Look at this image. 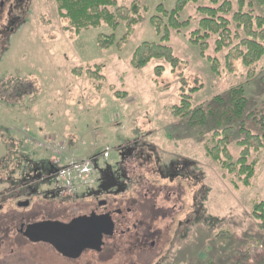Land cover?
Returning <instances> with one entry per match:
<instances>
[{"label": "rangeland", "instance_id": "obj_1", "mask_svg": "<svg viewBox=\"0 0 264 264\" xmlns=\"http://www.w3.org/2000/svg\"><path fill=\"white\" fill-rule=\"evenodd\" d=\"M115 2L111 12L137 2L143 18L119 45L123 22L115 30L101 24L75 35L65 30L67 23L58 17L55 0L15 2L11 23L5 15L9 0H0V264H264V227L252 217V205L264 200V137L262 148L248 159L255 163L248 187L237 171L226 172L206 155V148L217 141L213 134L227 127H232V162L241 151V124L264 136L252 120V114L264 116V55L251 72L236 61L235 71L229 73L224 67L228 50L216 53L212 37L201 56L190 41L202 18L196 9L208 5L199 1L180 12L179 20H189L188 26L170 30L166 45L180 60L176 69L152 60L136 70L131 65L134 49L142 42L159 43L150 17L158 5L170 10L176 0ZM231 3L228 19L238 9L237 0ZM252 4L254 15L264 14ZM231 29L235 30L233 23ZM99 34H113L114 44L100 49ZM208 57L218 61V74L211 71ZM158 65L164 67L159 77L153 72ZM86 71L101 78L88 77ZM180 75L186 92L199 88L191 94V104L209 112L204 125L190 127L169 111L179 101ZM14 79L30 82L33 93L5 95ZM231 89L241 90L245 107L240 117L226 123ZM127 151L142 152L139 161L136 156L124 160L131 174L129 189L105 197L109 207L123 209L127 232L120 229L100 251H87L75 261L61 258L47 245H27L17 237L19 217L10 218L17 208L10 206L12 202L3 205L6 197L17 201L26 183L34 191L56 190V169L67 171L64 167L70 164L89 161L95 182L81 188L92 191L108 173L121 183L118 169ZM174 163L187 165V178L167 176ZM108 188L113 193L124 187ZM32 200V222L51 214L66 220L86 209L78 200L64 205L41 195Z\"/></svg>", "mask_w": 264, "mask_h": 264}, {"label": "trees", "instance_id": "obj_2", "mask_svg": "<svg viewBox=\"0 0 264 264\" xmlns=\"http://www.w3.org/2000/svg\"><path fill=\"white\" fill-rule=\"evenodd\" d=\"M199 1H207L208 5L197 7L196 11L202 15L198 22V29L192 33L190 39L193 45L199 47L200 55L204 56L207 49V41L216 37L214 41V51L219 53L227 49L224 55V67L229 73L235 71V62L240 63L250 70L255 68L264 55V14L254 15L252 1L264 10V0H237L238 9L232 14L231 19L227 15L232 10L231 0H176L174 7L166 10L162 5L156 7V15L150 17V24L159 36V43L142 42L132 53L131 65L134 69L144 68L150 61H163L172 70L180 64V60L174 56L172 49L166 44L169 41L170 30L178 31L186 27L189 20L180 21V12L189 4ZM58 17L66 21L65 30L77 35L82 30L89 28H99L101 24L115 30L119 22L125 26V34L120 39L118 45L124 43L131 34L135 25L141 23L143 18L140 14V6L137 2L131 3L129 7H117L113 12L109 9L116 7L115 0H55ZM248 11H244V8ZM231 23L235 25L232 31ZM241 33V35H240ZM234 41H237L234 44ZM115 42L114 35L99 34L96 44L100 49H107ZM210 62L211 71L218 74L219 63L216 59L207 58ZM73 72H76L73 70ZM159 77L164 72V67L158 65L153 70ZM88 77L100 79L98 73L86 71ZM79 74V73H76ZM181 90L177 104L170 106L169 111L173 117L186 119L190 127L204 125L207 122L203 105L193 106L191 104V94L196 93L199 88H189L185 91L186 82L180 75ZM5 89V95L13 94L17 97L33 93L30 82L14 79L10 80ZM30 83V84H28ZM230 109L226 123L230 122L231 117H240L245 107V99L241 95V90L231 89L228 95ZM249 117V115H248ZM254 123L260 125V130L264 133V116L258 119L252 114ZM242 139L237 142L241 148L238 158L232 162V156L228 150L232 127L224 128L219 133H214L217 137L215 146L206 148V155L216 162L228 173L237 171L238 175L243 176L242 184L248 187L254 174V162L248 163L252 151L256 152L263 146V135L254 134L241 124L239 128ZM252 217L264 227V200L255 202L252 205Z\"/></svg>", "mask_w": 264, "mask_h": 264}, {"label": "flooded vegetation", "instance_id": "obj_3", "mask_svg": "<svg viewBox=\"0 0 264 264\" xmlns=\"http://www.w3.org/2000/svg\"><path fill=\"white\" fill-rule=\"evenodd\" d=\"M20 2L22 0H9V4H8V10L6 12V20L9 21L10 20V23H11V19L9 17L12 16V12H14L15 8H16V4L15 2ZM2 5V4H1ZM134 153V152H132ZM131 152L127 151L125 153V156L123 158V160L121 161V163L119 164V174H120V177H121V183L120 181H116V178L112 176V174H106V175H103L102 176V179L104 180L103 182L100 181L99 183H97V186H95L92 191H86L85 189L83 188H80L78 189L76 192H74L73 194H64V193H60V192H57L56 190L52 189V191H37V190H33V188L29 185L27 186V183L22 185L21 187V190L19 192H17V194H19V198H17V201H13L12 200V196L9 195V197H6L4 199V204H8L12 202V205L10 206H13L15 205V208L16 209H13L15 211H13L12 215H10V218H17L19 217L18 219V229H17V237L22 239L27 245H32V244H43V245H47L48 247H50L52 250H54L50 245L48 244H44V243H32L30 242L26 237H24L23 233L25 231V228L30 225V224H33V223H38V222H42V221H57V222H60V223H63V224H67L69 223L71 220L77 218V217H81V216H89L91 214H94V215H97V216H103V215H106V214H110L112 213L114 210H120L122 211L123 209H120L118 206H116V208H112L111 206L109 207V199L107 200L105 197L106 196H110V195H113V196H116V195H120V193H127L128 189H129V184H130V179H129V173L125 171L124 169V163L126 161V159H132L134 156L135 157V160H140L141 158V151H135L134 154H132ZM127 157V158H126ZM126 158V159H125ZM134 159V158H133ZM182 166H178L176 163H174L173 165H171L168 169V173H167V176L170 177V178H174V179H182V178H187L188 177V171H187V165L186 164H181ZM51 168H52V165H51ZM52 172H53V169H52ZM158 172H159V175H162L161 174V171L158 169ZM129 175V176H128ZM124 177L127 179L126 181H124ZM111 186H114L118 189H121L122 187H124L121 191H118V192H110V188L108 187H111ZM113 188V187H112ZM111 188V189H112ZM8 192V191H6ZM43 196L44 199L48 202H59L60 204L64 205L63 202H66L67 204H70V203H74V202H77L76 200L78 201H81L82 204H84L83 206L86 208L84 210V212L82 213H78V214H70V216L68 217V219L64 220V219H58V218H54L51 215H48V217L46 216H42L40 218V220H36V221H33L32 222V218L36 215L33 214V210H29V206L32 204V199L34 198V196ZM144 195V194H143ZM145 196H147V193H145ZM15 200V199H14ZM58 203V204H59ZM25 204V205H24ZM2 208V205L0 206ZM28 211H19V210H27ZM32 209V208H31ZM127 214H129L128 211H126ZM122 214H123V211H122ZM124 222H126L123 218H121V220L118 222L119 226L123 225ZM134 226V225H133ZM132 226V227H133ZM129 229V228H128ZM128 229H126L125 232L128 231ZM116 235V234H115ZM16 237V238H17ZM113 236H103V239H102V247L104 246L105 242L107 239H110L112 238ZM101 247V248H102ZM87 251H91V250H85L78 258H75V259H68V258H65L63 257L62 255L57 254L65 259V260H69V261H75L77 259H79L85 252ZM94 252V251H92ZM96 252V251H95Z\"/></svg>", "mask_w": 264, "mask_h": 264}, {"label": "water", "instance_id": "obj_4", "mask_svg": "<svg viewBox=\"0 0 264 264\" xmlns=\"http://www.w3.org/2000/svg\"><path fill=\"white\" fill-rule=\"evenodd\" d=\"M121 218L126 221L125 214L118 210L103 216L77 217L67 224L42 221L28 225L23 235L32 243L48 244L63 257L75 259L85 250L100 251L103 236H114L120 229V233L125 232L127 221L124 228L119 227Z\"/></svg>", "mask_w": 264, "mask_h": 264}, {"label": "built area", "instance_id": "obj_5", "mask_svg": "<svg viewBox=\"0 0 264 264\" xmlns=\"http://www.w3.org/2000/svg\"><path fill=\"white\" fill-rule=\"evenodd\" d=\"M56 167V166H55ZM67 168V171H58L56 169L53 174L55 177H58L57 182L55 183L56 191L60 193L73 194L76 190L90 185L94 182V171L93 163L83 162L78 165L70 164Z\"/></svg>", "mask_w": 264, "mask_h": 264}]
</instances>
